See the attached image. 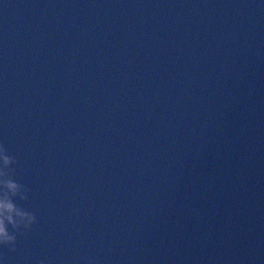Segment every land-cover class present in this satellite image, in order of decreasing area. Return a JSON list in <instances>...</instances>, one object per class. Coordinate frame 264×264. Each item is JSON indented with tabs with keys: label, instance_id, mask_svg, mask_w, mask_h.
Here are the masks:
<instances>
[{
	"label": "water",
	"instance_id": "obj_1",
	"mask_svg": "<svg viewBox=\"0 0 264 264\" xmlns=\"http://www.w3.org/2000/svg\"><path fill=\"white\" fill-rule=\"evenodd\" d=\"M0 143V264H264V0H0Z\"/></svg>",
	"mask_w": 264,
	"mask_h": 264
},
{
	"label": "clouds",
	"instance_id": "obj_2",
	"mask_svg": "<svg viewBox=\"0 0 264 264\" xmlns=\"http://www.w3.org/2000/svg\"><path fill=\"white\" fill-rule=\"evenodd\" d=\"M0 162V245L15 251L17 234H22V228L30 230L37 222V217L35 213L18 206L14 201L16 197L27 201L29 189L13 178L14 169L11 166L16 160L8 154L3 143H0ZM9 226L14 231H10Z\"/></svg>",
	"mask_w": 264,
	"mask_h": 264
}]
</instances>
